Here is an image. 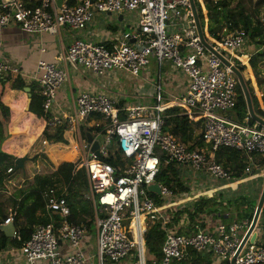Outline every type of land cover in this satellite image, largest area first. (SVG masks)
Masks as SVG:
<instances>
[{"label": "built area", "instance_id": "built-area-1", "mask_svg": "<svg viewBox=\"0 0 264 264\" xmlns=\"http://www.w3.org/2000/svg\"><path fill=\"white\" fill-rule=\"evenodd\" d=\"M123 13L136 15L133 43L128 42L131 36L124 34L118 45L107 49L92 46L76 36L54 61L38 60L31 75L15 62L0 57V81L19 77L26 85L36 83L34 93L42 100L45 127L50 130L65 127L77 134L79 143L73 144V149L86 174L88 190L83 199L90 204L95 226V252L88 256L81 249L88 228L69 221L67 190L52 185L41 192L48 223L34 226L30 238L19 250L27 264H86L90 259L96 264H146L144 236L150 227L161 224L165 231L162 259L152 264H193V253H211L219 260L230 261L251 221L218 225L212 233L194 226L189 234L176 235L166 227V210L199 196L175 194L155 181L162 158L165 165L184 167L196 177L232 181L231 170L215 159L220 148L245 155L244 174L250 176L253 157L264 156V127L255 122L250 125L249 116L236 123L228 115L237 101V78L200 43L188 0H0V30L16 26L31 36H57L63 29L78 34L98 14ZM246 39L242 29L230 32L224 29L218 38L206 35L205 41L236 67L242 65L237 53ZM151 57L159 68L167 62L173 71L186 76V93L173 98L172 106L181 108L182 116L198 124L201 147L184 144L163 131L162 112L170 105L163 97L160 73L152 105L123 108L110 94L81 92L68 112L52 113L69 70L82 69L96 77L112 71L137 76ZM95 117L104 122L103 128L95 123L96 128L102 129L92 137L101 143L97 154L91 152L92 144L88 145L81 135L83 124ZM45 144L43 141L42 145ZM110 159L115 165L106 162ZM14 172L13 167L6 170L5 186L13 185ZM154 184L158 185L159 195L148 191ZM183 219L178 226L184 228L187 223ZM12 222L13 214L2 225ZM62 245L72 252L62 255L59 252ZM234 264H264V245L246 242Z\"/></svg>", "mask_w": 264, "mask_h": 264}, {"label": "crops", "instance_id": "crops-1", "mask_svg": "<svg viewBox=\"0 0 264 264\" xmlns=\"http://www.w3.org/2000/svg\"><path fill=\"white\" fill-rule=\"evenodd\" d=\"M214 1H219V0H214ZM198 2L200 3V7L204 15V28L202 30L204 36H206L208 35L207 34L208 20L206 18L207 12L204 8L203 1L198 0ZM247 15L249 16L248 13ZM135 18L136 15L130 13H123L120 15L98 14L94 17V19L86 27V29L78 34L69 32L66 29H63L60 32V34L57 36H50L47 34L31 36L26 34L28 36L26 39L21 37V40H24L25 43L20 44L18 48H16L15 45L5 47L3 41L4 32L1 30L0 57L6 59L7 61L15 62L16 64L19 65L20 69L23 72H26L31 75L34 74L35 72L36 63L38 60H44L48 62L54 61L59 51L67 47L71 43L73 38H75L76 36L86 41L88 40L92 41L93 38H96L98 41L97 45L104 46L107 49H113L116 45H118V42L122 40L124 34L131 36L128 42L133 43L134 35H135V27H134ZM251 21L253 23L252 19ZM127 27L131 28L132 32L126 30ZM4 29H6L7 32H11L15 30L20 33H23L16 26H10ZM246 41L248 42V44L243 45V48L239 51V53H241L239 59L242 64L241 66L245 68L244 70H247L245 72H248L249 75L251 76V79L254 80L255 78L253 77L251 68L248 64V60L249 57L253 55L256 46L248 38L246 39ZM151 58L146 68H143L137 76H132L124 71H112V72H108L105 76L96 77L82 69L79 71L69 70L67 82H65V84L61 87V89L58 91L56 95L55 105L53 107L52 113L56 115H61L62 113L68 112L74 106L75 98L81 92L110 94L118 100V105L123 108L138 106V105H152L154 103V95H155L154 86L156 83V78L158 73H160L162 78L163 97L165 101L169 102L168 104L172 106L171 100L173 98L184 95L186 93L187 84H188L186 76L181 72L173 71L171 69L170 64L167 62L163 63L159 68L156 60H153ZM15 78H19V77H9L6 80L0 81V102L2 105L6 106L9 109L8 121L4 120L2 113L0 111V136H2L3 139H5V141L0 143V151L4 154L12 156L13 158H15V160L17 158L28 157L29 159H33V160H28L26 162H34L37 160L40 162L41 166H46L47 164L50 166L49 172H45L41 175L37 174L35 176H40V177H45L49 175L51 176L52 174H55V169L57 167L53 168V166H51V164L47 161V159L49 161L50 160L54 161L52 159V155L59 154L67 146L61 143L51 145L47 141L43 140L46 142V144L44 145V147L47 148L45 149L46 150L45 152V150L36 151L33 148V144L24 149V147H22V145L19 143L18 140L13 141V138L20 135L21 131L27 129L28 126L34 122L38 125H41V130L35 141L41 139V142H43L41 138V132L45 127L44 121L42 119L39 120L37 119L36 121L34 115H32L29 112V108L27 110L28 94L30 95V99H31L29 86L31 88L35 87L34 82H31L28 85H26V83L23 82L25 85V88L23 89V92L25 94L24 95L22 92L12 88L13 81ZM25 89H29V92H26ZM261 99L262 98L260 95V97H258L259 105H260V109L264 112V105ZM95 123H98L99 127L103 128L104 125L103 120L98 119L96 117L90 118L87 122L83 124L82 133L85 135L86 133L85 129H96ZM191 129L193 130L192 139L187 144H193L194 141L199 138L200 127L192 123ZM72 135H73L72 132H69L68 130L64 134V139L67 141L68 144L70 143L76 144L72 139H69L72 138ZM84 135H82L83 138ZM32 151L34 152L36 151V156L30 158L29 157L30 155L34 156V154H31ZM69 151L71 152V150ZM38 153H44L47 159L42 158L43 161L41 162L39 156L37 155ZM75 156L76 153H74L73 159L69 162L73 163L75 160ZM256 157L257 156L253 157L254 162L252 164L251 176L245 175L243 170L241 172L242 175L238 180L228 181L223 183L222 185H219L218 183L217 185H213L210 181H206L207 179L204 176H200V177L193 176L188 169L184 167L176 166L178 179H180L183 185L188 189L189 186L190 188H193L192 191L189 189V192L184 193L186 195H190L193 192L194 194H198L199 196L198 198L200 197L212 198V197H220L219 195L222 194L224 199L237 200L236 203L241 201V199H239L240 197H245L246 199L243 207H241L243 209L242 212L244 214L241 220H239L240 218L237 216L240 213V211L235 210L233 204L230 205L229 207L224 202L220 209V212L224 213L222 214V217L220 218L204 217V224H205L204 231H208L212 233L215 232L216 227L218 225L227 226L235 222L244 221L248 217V211H249V208L247 207L248 204L253 205L255 208L264 185V163H263L264 156H260L261 158L259 160H256ZM63 161H67V160H61L58 161V163L54 161V163L59 164V163H63ZM11 163H13L14 165H11ZM25 163L23 164V169L25 167ZM244 164L246 167V160ZM260 165L262 166L259 167ZM9 167H13L17 169L15 166V161L11 160L7 162V164L5 165V172ZM35 168L39 170L40 167L38 168L37 166H35ZM227 168L230 169V167L228 166ZM23 169H18V170H23ZM33 178L34 177L24 178V176L17 177L15 175L14 179H12L13 185L5 186L2 190H0V225L3 224V222L9 217V215L13 214L12 206H13V201L15 200L14 194L18 190L22 188L23 189L26 188L30 180H31L30 183H32ZM25 181H27L26 182L27 185L26 183L25 185H23ZM229 183L231 184L235 183L237 185H242L247 183H251V185L253 184L251 186L250 195H249L252 202L248 201L245 195L244 196L240 195V193H244V192H237V194H235L236 191L238 190V187L236 191L233 188L235 186L234 184L231 185L233 187L228 188L227 186L229 185ZM61 185L63 188H65L63 184ZM194 185L197 186L196 189H194ZM49 186L50 185L45 187L43 190L41 189V192L46 190ZM198 198L195 201H197ZM38 214L39 213H37V215ZM12 223L14 224L15 233H16L20 228H22L26 224V220L20 218L16 221V224L14 222ZM255 232L258 233V237L255 243H259V244L260 242L264 243V236H261V234L264 232L263 210L260 214L258 223L255 228ZM13 240L15 241L17 240V233L15 234L14 238H8L6 244H3L2 243L3 241L0 240V264H27L25 257L19 250L20 248L13 244ZM95 247H96L95 241L92 242V238L90 236H86L85 240L82 242L81 249L88 256H92L94 255ZM59 252L62 255H66L71 253L72 249L69 248L68 246L62 245L60 247ZM202 257L206 260H202V261L198 260L197 264H207L208 262H210L209 264H223V262L226 261L229 263L228 260H219L211 253H202ZM195 260H197V258L193 257L192 259L193 264ZM86 264H96V262L90 259Z\"/></svg>", "mask_w": 264, "mask_h": 264}, {"label": "trees", "instance_id": "trees-1", "mask_svg": "<svg viewBox=\"0 0 264 264\" xmlns=\"http://www.w3.org/2000/svg\"><path fill=\"white\" fill-rule=\"evenodd\" d=\"M202 1L207 12L206 18L208 20V35L218 38L219 34H221L224 29L227 32L242 29L245 31L247 38L251 40L256 46L253 55L249 57L248 64L251 68L253 77L255 78L257 85H263L264 23L258 22L254 25L251 21V18L247 15L244 7L240 3H237L235 6H230V3L227 0ZM194 2L197 9L200 25L203 29L204 15L202 13V9L198 0H194ZM236 67L240 72H243L245 69L239 64H237ZM246 85L249 90L251 103L255 114L261 118H264V112L260 109L259 100L255 96L254 90L250 86L249 80L246 81ZM12 88L24 94L23 89L25 88V85L20 78L14 79ZM29 88L31 94L29 112L34 115L36 121L37 119H42L44 121L43 117L45 115L43 114V110L41 108L42 100L34 93L35 87L31 88L29 86ZM261 100L264 105V96ZM0 111L4 120L8 121L9 109L6 106L2 105L1 102ZM181 112L182 109L175 106H170L163 110L162 114L165 117L163 131L169 132L170 134L178 138L182 143L187 144L192 139V123L186 117L182 116ZM228 115L236 123H242L245 119L248 118L245 101L239 86L237 87V101L235 107L231 110V112L228 113ZM248 122L250 125L254 124V121L251 118H248ZM101 130V128L85 129V132L91 134V136L94 137L97 132H100ZM66 131L67 129L65 127H58L53 130L44 127L43 131L41 132L42 140L47 141L49 144L52 145L61 143L67 146L59 154L52 155V159L55 162L61 160L71 161L73 159L74 153H71L74 152L73 144H68L64 139V134ZM82 131L83 128L81 129V132ZM82 135L84 134L82 133ZM3 141H5V139H3V137L1 136L0 143H2ZM194 144L198 147H201L203 145L202 141L199 138L194 141ZM69 150H71V152ZM242 155L243 154L238 151H234L228 148H220L215 153V159L218 163H221L226 167H230L233 173L232 177L234 178V180H238L242 175L241 172L245 168ZM42 158L47 159L44 154H42ZM11 160L15 161V158L0 151V190L3 186L1 169L5 167L7 162ZM54 161L52 162L54 163ZM106 162L115 165L111 159L106 160ZM165 162V158H162L163 164L161 165L160 171L157 174L155 181L172 190V192L175 194L189 192V189L183 185L180 179H178L176 166L172 163H167L168 165H165ZM54 165L55 166L53 167H57L54 174L58 178L56 180L58 182L60 181L67 190L66 201L71 210L69 221L71 223L84 224L88 228V231H90V228L93 226V214L91 213L89 202L83 199V193L88 190V184L85 171L80 166L81 161L78 160L75 156V160L73 163L63 162L59 164L54 163ZM48 185H53L50 175L45 177L35 176L32 183H30L26 188L18 190L14 194L15 200L13 201L12 206L13 222L16 224V221L20 218L26 220V224L16 232L17 240H13V244L19 248L23 245V243L28 241L34 226L38 224L48 223L47 217L44 216V201L41 197V189L43 190ZM151 195H153L157 203H161V201L156 198L154 194ZM219 196L220 197L212 198L200 197L197 201H190L166 210V215L168 216L166 227L172 229V231L176 235L180 236L189 234L191 231H193L194 226H199L201 230H204V217L220 218L222 217V214H224L223 212H220V209L224 202L229 207L230 205L237 202V200L224 199L222 194H220ZM239 199H241V201L238 204V208H241L243 207L246 199L245 197H240ZM247 207L249 208L247 219L251 221L252 215L254 213V206L248 204ZM37 213L39 214L37 215ZM237 216L240 218L241 214L239 213ZM54 219L55 223L57 224L58 217L55 216ZM181 219H183L187 223V226L184 228L178 226V223L181 221ZM0 238V240L3 241V244L7 243L8 238L3 234V232H0ZM144 239L146 245V264H152L153 261H161V247L165 240L164 227L161 224L150 227L147 230ZM192 255L193 257L197 258L194 264H197L198 260H206L202 257V253H193ZM209 263L210 262H208L207 264ZM223 264L229 263L226 261L223 262Z\"/></svg>", "mask_w": 264, "mask_h": 264}, {"label": "rangeland", "instance_id": "rangeland-1", "mask_svg": "<svg viewBox=\"0 0 264 264\" xmlns=\"http://www.w3.org/2000/svg\"><path fill=\"white\" fill-rule=\"evenodd\" d=\"M202 1V0H201ZM228 2L230 3V6H235L237 3H240L243 7H244V9H245V11H246V13H248L249 14V16H250V18L253 20V23L254 24H256V23H258V22H260V23H264V0H228ZM130 21H131V19H130ZM3 32H4V37H3V41H4V45H5V47H9V46H11V45H15V47L16 48H18V46L20 45V44H24L25 42H24V40H21V37H23L24 39H26L28 36L26 35V33H20V32H18V31H15V30H13V31H11V32H7L6 31V29H1ZM0 30V31H1ZM126 30H128L129 32H132V29L131 28H129V27H127L126 28ZM264 31V30H263ZM23 34V35H22ZM63 34V33H62ZM64 35V34H63ZM82 39V38H81ZM84 40V39H83ZM86 43H88V44H90V45H92V46H95V45H97V39L96 38H93L92 39V41H86V40H84ZM246 44H248V42L247 41H245V44L244 45H246ZM237 55L238 56H240L241 55V53H237ZM151 59H153V60H155V58H151ZM245 71H247V70H244L242 73H243V76H244V78H245V80L247 81V80H249L250 81V86L253 88V90H254V93H255V95H256V97L258 98V97H260V95H261V98L264 96V84L262 85V86H258L257 85V83H256V80L254 79V80H252L251 79V76L249 75V73L248 72H245ZM248 73V74H247ZM248 77H249V79H248ZM34 86H36V83L34 84ZM258 90V91H257ZM42 123V122H41ZM40 130H41V125H38V124H36V123H31L29 126H28V128L27 129H25L24 131H21L20 132V135H18L17 137H15V138H13V141H19V143L22 145V147H24V149L25 148H27V147H29V146H31L32 144H33V148L36 150V151H43V150H45V149H47V148H45L44 146H42V142H41V139L40 140H38V141H35L36 140V138H37V136H38V134H39V132H40ZM75 134V133H74ZM73 134V135H74ZM72 135V138H69V139H72L76 144H78L79 143V139H78V137H77V134H75L74 136ZM1 137V136H0ZM42 149V150H41ZM36 151L34 152V151H32V153L31 154H34V156L33 155H30L29 157L30 158H33V157H35L36 156ZM45 152H46V150H45ZM42 154H44V153H38L37 155L39 156V159H40V161L42 162L43 161V159H42V157H41V155ZM242 157H243V162H245V160H246V157H245V155H242ZM261 157L260 156H257L256 157V160H259ZM49 161V160H48ZM51 161V160H50ZM49 161V162H50ZM52 162V161H51ZM50 162V164L52 165V166H55L54 165V163L52 162L51 163ZM63 162H69V161H63ZM44 163V162H43ZM46 163V162H45ZM58 163V162H57ZM56 163V164H57ZM11 165H14L13 163H11ZM35 166H37L38 168L40 167H43V168H39V170L38 169H36L35 168ZM262 165H260L259 167H261ZM49 168H50V166L49 165H47L46 164V166H41L40 165V162L39 161H34V162H26L25 163V167H24V169L23 170H18V169H15V172L11 175V178L12 179H14V176L16 175L17 177H23L24 176V178H29V177H35V175H37V174H39V175H41V174H43V173H45V172H49ZM54 168V167H53ZM38 170V171H37ZM23 173H24V175H23ZM30 175H32V176H30ZM1 176H2V178H3V186H2V189L4 188V186L6 185V181H7V178H8V176L6 175V172H5V167H3L2 169H1ZM50 178L52 179V184L53 185H57L58 187H62V183L59 181H57L56 179H58L54 174L53 175H51L50 176ZM233 178V177H232ZM232 180H234V178L232 179ZM206 181H210L213 185H217V183L219 184V185H222L223 183H225V182H228V181H216V180H213V179H207ZM27 181H25L24 182V184L23 185H25V183H26ZM29 182V181H28ZM30 182H31V180H30ZM30 182L28 183V185L30 184ZM232 184H234L235 186L233 187V186H231ZM229 183V185L227 186L228 188H230V187H233L234 188V190L236 191V189H237V187H238V190L236 191V193L235 194H237V192H244V193H240V195H242V196H246L247 197V199H248V201H250V202H252L251 201V198H250V189H251V186L253 185H251V183H247V184H242V185H237V184H235V183ZM26 185H27V183H26ZM51 185V184H50ZM63 188V187H62ZM197 188V186L196 185H194V189H196ZM1 189V190H2ZM189 189L192 191V189L193 188H190V186H189ZM209 193V192H208ZM210 194V193H209ZM193 195H195L193 192L189 195V197L191 196H193ZM204 195V194H203ZM227 195V194H226ZM240 202H238L237 204L236 203H234L233 204V206H234V208H235V210H239L240 211V214H241V216H240V219L239 220H241L242 219V217H243V209L242 208H238V204H239ZM86 236H90L91 238H92V242H94L95 241V226H92L91 228H90V231H88L87 233H86ZM262 243V244H261ZM257 244H259V243H257ZM259 245H264V243L263 242H260V244Z\"/></svg>", "mask_w": 264, "mask_h": 264}, {"label": "water", "instance_id": "water-1", "mask_svg": "<svg viewBox=\"0 0 264 264\" xmlns=\"http://www.w3.org/2000/svg\"><path fill=\"white\" fill-rule=\"evenodd\" d=\"M189 2V6H190V11H191V15H192V19L194 21V25L196 27V31H197V35L198 38L200 40V43L208 50L210 51L215 57H217L224 66L230 68V70L234 73V75L237 78V82H238V86L242 92L244 101H245V105H246V110H247V115L249 116V118H251L255 123H258L259 125L264 127V119L259 117L258 115L255 114L254 110H253V106L251 103V98H250V94H249V90L247 88L246 85V80L243 76V73L240 72L237 67H235L234 65H232L229 61H227L225 58H223V56L217 52H215L210 46L209 44L205 41L206 36H204L203 30L201 28L200 25V21H199V17H198V13H197V9L195 6V2L194 0H188ZM61 1L58 2V5H60ZM26 92H29V89H25ZM31 99H30V95L28 94V100H27V110L29 108ZM85 141L87 142V144H92L91 145V152L94 153H98V148L100 147V142L98 140L93 141V138L91 136V134L89 133H85L84 135ZM28 160H33V159H29L28 157H23V158H17L15 160V166L17 169H23V164L28 161ZM158 185L154 184L148 187V191H151L157 195H159V190H158ZM263 205H264V185L259 197V200L254 208V213L252 215V219H251V224L248 228V230L246 231L245 235L243 236L241 243L237 249V252L235 254V256L229 261V264H234V260L237 257V255L243 251V247L245 245L246 242H248L249 244H253L255 243L257 237H258V233L255 232V228L256 225L258 223L260 214L263 210ZM0 231L3 232V234L7 237V238H11L13 232H15V227L13 223H10L8 225H0ZM261 236H264V232L261 234Z\"/></svg>", "mask_w": 264, "mask_h": 264}, {"label": "clouds", "instance_id": "clouds-1", "mask_svg": "<svg viewBox=\"0 0 264 264\" xmlns=\"http://www.w3.org/2000/svg\"><path fill=\"white\" fill-rule=\"evenodd\" d=\"M264 119V118H263Z\"/></svg>", "mask_w": 264, "mask_h": 264}]
</instances>
